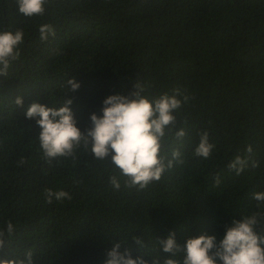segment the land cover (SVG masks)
<instances>
[{"label": "trees", "instance_id": "1", "mask_svg": "<svg viewBox=\"0 0 264 264\" xmlns=\"http://www.w3.org/2000/svg\"><path fill=\"white\" fill-rule=\"evenodd\" d=\"M43 23L56 35L41 42ZM0 28L25 32L20 58L0 75V227L14 224V254L31 249L35 264H103L117 241L120 251L150 259L155 238L170 231L181 245L202 233L219 240L233 217L256 211L252 194L264 191V0H53L32 18L18 14L15 0H0ZM70 77L80 84L75 92ZM137 80L150 96L180 90L173 132L186 135L170 136L166 151L179 148L184 164L137 191L126 177L113 188L117 170L82 147L74 160L45 161L41 129L25 116L31 103L59 107L70 96L84 131L106 96L130 93ZM204 130L215 145L206 159L193 155ZM236 155L249 158L240 175L228 168ZM46 188L71 199L48 203Z\"/></svg>", "mask_w": 264, "mask_h": 264}, {"label": "clouds", "instance_id": "2", "mask_svg": "<svg viewBox=\"0 0 264 264\" xmlns=\"http://www.w3.org/2000/svg\"><path fill=\"white\" fill-rule=\"evenodd\" d=\"M52 2L15 0L18 14L26 18L43 16L46 6ZM38 30L41 42L56 35L55 28L48 23L39 25ZM24 37L22 28H0V75H8L10 65L20 58ZM67 87L69 92H75L80 84L75 77H70ZM146 89L147 86L137 80L130 93L106 96L102 101V115L92 112L91 126L84 131L77 126L70 107L73 103L70 96L59 107L31 103L25 116L35 119L41 129L37 139L45 161L51 163L59 157L74 160L77 149L82 147L90 151L94 160H108L117 170L116 174L109 177L113 188L119 190L121 183L118 177H126L125 186L135 187L137 191L160 181L166 171L184 164L179 148H172L170 156L166 151L170 136L182 140L186 135L183 127L173 132L176 113L182 105V100L177 98L180 90L174 89L171 95L164 92L150 96L146 94ZM188 99V96H184L183 102ZM15 103L22 106V97H17ZM199 135L193 155L209 158L215 145L209 142L206 130ZM251 151V146H248L247 152ZM248 166L249 158L240 155H236L228 164V168L236 175H240ZM251 167H259V161L252 160ZM215 183H220L219 176ZM44 195L48 203H52L53 199H71L70 193L64 190L46 188ZM252 198L257 202L256 211L240 215L239 218L233 217L230 223L224 225V234L219 240L215 234L202 233L187 238L181 245L176 242L175 232L170 231L166 238H155L157 254L148 255L150 259H145L143 255L133 258L130 249L120 251L121 244L113 241V246L105 253L103 264H264V191L254 192ZM5 224L6 227H0V264H35L31 249L22 256L12 252L11 238L15 226L11 220ZM257 226L262 231L257 232ZM132 238L139 248L145 247L140 236ZM5 246L9 252H3ZM160 249L171 255H161Z\"/></svg>", "mask_w": 264, "mask_h": 264}]
</instances>
